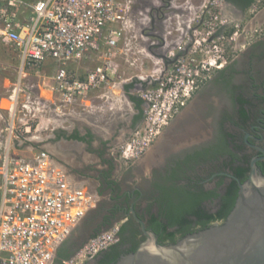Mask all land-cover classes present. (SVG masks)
I'll return each mask as SVG.
<instances>
[{"label":"built area","instance_id":"obj_1","mask_svg":"<svg viewBox=\"0 0 264 264\" xmlns=\"http://www.w3.org/2000/svg\"><path fill=\"white\" fill-rule=\"evenodd\" d=\"M261 1L255 0L251 12ZM132 3L133 0H0V44L18 52L17 82H10L7 72L11 69L7 71L0 62V75H4L0 87V264H54L57 249L96 207L98 190L84 181L78 183L48 151L34 150L29 144L24 155L19 153L22 141L16 146L14 140H19L21 129L15 126V113L17 109L27 110L35 99L37 104L50 102L61 115L70 114L79 107H90L95 91L114 87L112 76L117 66L113 54L88 70L83 79L71 75L69 66L81 61L90 49H96L100 38L115 48L126 30L133 29L129 20ZM21 8L31 10L26 22L19 20ZM142 18L144 24L146 16ZM148 23L154 25L152 20ZM113 24L118 27L104 36L106 27ZM202 42L208 45L214 40ZM181 43H175L164 55L168 65L161 71L154 70L146 87L136 91L143 102L142 121L118 149L126 164L141 157L210 78L211 71L221 70L226 64L224 51L215 45L207 59L197 61L190 53L179 54L189 44ZM171 44L163 39L161 45H149L167 49ZM200 52L206 56L203 49ZM46 60H51L54 69L51 83L46 87L37 73L38 81L24 88L25 71H38ZM22 125L25 132L30 131L31 124ZM121 222L88 239L61 264L92 261L118 242Z\"/></svg>","mask_w":264,"mask_h":264},{"label":"flooded vegetation","instance_id":"obj_2","mask_svg":"<svg viewBox=\"0 0 264 264\" xmlns=\"http://www.w3.org/2000/svg\"><path fill=\"white\" fill-rule=\"evenodd\" d=\"M223 1L234 14L245 11L241 7L244 0ZM256 16L264 23V6ZM197 103L201 104L197 116L202 117V126L195 135L172 139L175 134L170 132L178 130L182 120L177 114L141 157L119 178H111L114 184L98 177V171L97 205L79 222L80 237L70 234L63 250H73L94 232L105 229L108 222L120 221L126 227L121 249L137 248L145 237L131 209L147 229L152 216L165 224L166 212L182 205L186 207L187 230L197 232L207 228L203 223L209 216L222 213L228 202L236 199L239 185L250 177L252 162L256 174L264 177V34L239 49L179 113L190 112ZM88 132L92 135L90 144L82 143L97 157L96 151H103V158L112 140L104 141L91 129L78 131L80 136ZM214 224L219 222L208 226ZM168 232L180 237L184 231L174 225ZM95 258L85 264H93Z\"/></svg>","mask_w":264,"mask_h":264},{"label":"rangeland","instance_id":"obj_3","mask_svg":"<svg viewBox=\"0 0 264 264\" xmlns=\"http://www.w3.org/2000/svg\"><path fill=\"white\" fill-rule=\"evenodd\" d=\"M24 1L30 2L31 0ZM262 6H264V0L261 1L255 12H251L250 8L241 14H234L225 6V2L221 0H133L129 14L133 29L126 30L124 35L128 34V38L133 37V39L145 38L149 44L155 42L161 45L163 39L166 40L167 44L173 43L167 49H161L159 45L152 46L155 55H148L150 61H152V67L149 68L150 75H152L154 70L161 71L168 65L164 55L175 43L183 41L189 44H187L184 51L179 53L180 55L190 53L197 61H200L209 55V51L213 50L212 47L215 45L218 50L224 51L227 64L239 49L264 34V23H259L256 19V15ZM183 7L185 8L183 9ZM139 12H142V14L140 15ZM142 15L146 16L144 24L141 22L143 21ZM148 19L152 20L153 26L148 23ZM142 32L146 37H142ZM188 35L191 36V40H189ZM204 39L214 40V43L206 45L202 42ZM201 49L204 50L206 56L203 55V52H200ZM0 62L6 66L7 71L9 68L11 69L10 72H7L10 82L12 84L17 82L18 52L15 48L0 44ZM73 66L70 65L69 67L70 74L76 78L83 79L90 68V62L84 60L80 66ZM216 71L215 69L211 71L210 78ZM53 72L51 60H46L38 71H25L27 76L22 78V86L26 88L36 83L38 78L35 74L38 73L45 80L47 87L51 83ZM158 73L155 75H158ZM3 80L4 75H0V87ZM133 80L135 79H130L128 83H134ZM112 82L118 83L119 80L114 78ZM106 90L101 89L100 91L105 92ZM33 93L31 91L32 98ZM33 100L34 102L28 106L27 110L20 111L17 109L15 113V126H20L21 129L19 140H14L15 145H20V141H22L19 153L24 155L27 152L25 147L29 144L33 145L34 150L44 149L58 162L65 165L76 178L84 180L85 183L98 190V171L105 170L107 167L101 163L95 153L84 150L82 146L73 140H67L65 137L74 131L82 133L84 130L91 129L102 139H108L121 125L120 117L127 109L126 104H123L120 110H117L111 108L110 99H108V103L106 98H103L102 101L99 100L100 103H94L91 98L90 107L86 109L79 107L75 109V112L61 115L55 111V107L50 102L41 101V103L37 104V101ZM104 100L105 102L103 103ZM22 101L23 98L20 97L19 102ZM200 109L201 104L197 103L193 104L190 112L178 113L176 117H181L182 119L178 125L179 129L170 132L175 134L172 138L174 141L183 140L199 131L202 126V117L197 116V112ZM24 122L31 124L29 132L23 130L24 126H21V124ZM125 139L122 141L124 142ZM111 140L113 143L110 145V150H107L108 154L103 159L115 160L116 169H114L112 177L117 179L124 173L130 163L126 164L119 156L118 149L123 142L117 139ZM81 234L82 230L80 229V224H78L71 235L76 239Z\"/></svg>","mask_w":264,"mask_h":264},{"label":"water","instance_id":"obj_4","mask_svg":"<svg viewBox=\"0 0 264 264\" xmlns=\"http://www.w3.org/2000/svg\"><path fill=\"white\" fill-rule=\"evenodd\" d=\"M131 214L145 239L115 264H264V177L254 162L225 220L174 244L158 243L133 209Z\"/></svg>","mask_w":264,"mask_h":264},{"label":"crops","instance_id":"obj_5","mask_svg":"<svg viewBox=\"0 0 264 264\" xmlns=\"http://www.w3.org/2000/svg\"><path fill=\"white\" fill-rule=\"evenodd\" d=\"M33 1L36 0H31L30 3ZM30 17L31 10L29 8L20 9L19 18H21V22L28 21ZM117 27L118 25L116 24L107 26L104 30V36L108 34L109 30L116 29ZM96 46L97 48L90 49L81 61L73 63L71 65L78 67L81 65L82 61L87 60L90 62V70L93 67L103 63L109 54H113L112 60L116 64L118 69L116 75L112 76V79L115 78L119 80V82H115L114 87L108 88L105 92H102L100 90L95 91L94 93H92L91 98L94 100V103H100L99 100L102 101L103 98H106V102L108 103V99H110L111 108L117 110H120L123 104H126L125 106H127V109L124 111L122 117H120L121 125L119 126L118 130H115L113 132V135H111V137H108V139H103L104 141L117 139L121 142L124 138H126L125 140H127L133 130L142 121L143 102L136 96V91L140 87H146L147 81L151 76L149 73V68L152 67V61H150L148 55L155 54L152 50V46L149 45L148 41L145 38H128V34H123L122 38L118 40L115 48L108 47L104 38L98 39ZM130 79H135L133 80L134 83H128ZM128 86L129 88L126 89V87ZM130 97H135L136 99H139L141 101L140 108H137L135 102L130 100ZM104 102L105 100L103 101V103ZM74 142L82 146L84 150H87L88 152L92 151L87 149L84 143L79 141ZM112 143L113 142L111 141L110 144ZM69 173L78 183L84 181L82 179L76 178L70 171Z\"/></svg>","mask_w":264,"mask_h":264},{"label":"trees","instance_id":"obj_6","mask_svg":"<svg viewBox=\"0 0 264 264\" xmlns=\"http://www.w3.org/2000/svg\"><path fill=\"white\" fill-rule=\"evenodd\" d=\"M225 1L235 2L236 0H225ZM244 1L245 2L243 5H241V7L243 10H246L254 0H244ZM128 88H129V86L126 87V89H128ZM130 100L135 102L137 108H140L141 101L139 99H136L135 97H130ZM65 138L67 140H76L79 142H84L87 145H89L91 140H92V135L88 132L87 135L80 136L78 131H74L70 135L66 136ZM93 152H95V151H93ZM96 152H97L98 156L100 157L101 163L107 167V169L102 170L99 173L98 177H104V179H107V181H109L110 184H114L115 181L113 179H111L112 178V172L114 170L113 159H103L102 158L103 151H96ZM234 202H235V200L228 202L229 204L226 205L225 210L222 213H219L218 215H215V216H209L208 219L203 224L206 227H209L208 225L214 221H218L219 223H222L225 220V218L227 217L230 210L232 209ZM187 209H188V207H187ZM189 210H190V208H189ZM184 211H186V207H184L182 205H178V206H175V207H172L171 209H169L165 214V218L167 221L165 224L161 223L154 216L151 217V220L149 221L147 229L151 230L152 232L155 233L157 240H158V243H160V244H174L177 240L181 239V237H183L184 235L189 234V233H194V232H189V230H187L188 229V221L184 218V215H185ZM103 220H106V219L103 218ZM112 223L113 222H108L107 227L103 230H108L111 227ZM174 225L180 226V228L184 231L180 237H176L175 232H168V228L172 227ZM125 229H126L125 225H121L120 230H119V234H118V236H119L118 242L111 245L106 250L102 251L101 253H99L96 256L95 262L93 264H115L121 256L126 255L128 253H131L136 249L134 247L131 249H128V250H122L121 249V245L123 244V233H124ZM101 231L102 230H98V231L94 232L89 238H93V237L97 236ZM66 241L67 240H65L60 245V247L57 249L56 257L54 259V264H61V262L63 260H66L69 257H71L85 242V241L82 242L79 246H77L73 250L67 251V250L62 249V247L66 244Z\"/></svg>","mask_w":264,"mask_h":264},{"label":"bare ground","instance_id":"obj_7","mask_svg":"<svg viewBox=\"0 0 264 264\" xmlns=\"http://www.w3.org/2000/svg\"><path fill=\"white\" fill-rule=\"evenodd\" d=\"M185 7H183V9H184ZM183 9H180V10H183ZM187 10V9H186ZM157 61V60H156ZM159 64V63H158Z\"/></svg>","mask_w":264,"mask_h":264}]
</instances>
